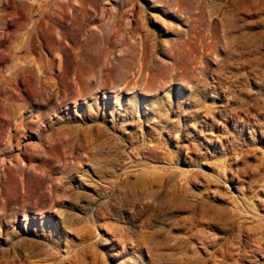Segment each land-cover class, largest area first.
Instances as JSON below:
<instances>
[{
    "label": "rangeland",
    "instance_id": "rangeland-1",
    "mask_svg": "<svg viewBox=\"0 0 264 264\" xmlns=\"http://www.w3.org/2000/svg\"><path fill=\"white\" fill-rule=\"evenodd\" d=\"M43 1L0 0V264H264V0Z\"/></svg>",
    "mask_w": 264,
    "mask_h": 264
},
{
    "label": "bare ground",
    "instance_id": "bare-ground-1",
    "mask_svg": "<svg viewBox=\"0 0 264 264\" xmlns=\"http://www.w3.org/2000/svg\"><path fill=\"white\" fill-rule=\"evenodd\" d=\"M183 1V0H182ZM35 2V1H34ZM181 2V1H180ZM21 3V2H20ZM171 3V0H166L165 1V4H167V5H169ZM178 4V8H176L177 10H180V9H183L181 6H180V4H179V2L177 3ZM34 5V4H33ZM40 6H44V1L43 0H40V4H39ZM25 6H26V14H27V12H28V14L29 13H31L32 12V5L30 4H25ZM24 6V7H25ZM25 10V9H24ZM45 10V9H44ZM41 11V10H40ZM32 14V13H31ZM188 17L189 16H191V14H189V15H187ZM18 33H19V31H18ZM22 33V32H21ZM108 37V36H107ZM107 37H104V39L106 40L107 39ZM145 37L146 36H144L143 37V39H144V42H147V40L145 39ZM152 38V37H151ZM17 39V38H16ZM12 40V39H11ZM146 40V41H145ZM28 42V41H27ZM18 43L19 42H16V43H14V46H15V48H17L18 47ZM151 43V42H150ZM27 45H28V43H27ZM28 47V46H27ZM29 47H30V45H29ZM28 49V48H27ZM26 49V50H27ZM29 52V51H28ZM27 53V52H26ZM38 68H40V67H38ZM8 71V70H7ZM44 74V73H43ZM14 76V71L13 70H11V71H9V73L8 74H6V75H2V77H0V95H2V94H5L6 95V93L8 92V90H9V88H10V83H11V78ZM41 77V76H40ZM42 81V80H41ZM9 96V95H8ZM1 98V97H0ZM1 104H4L3 106H5L6 107V109H8V113H11V116H15L16 115V107H15V102H13V100L11 101V100H9L7 97H5L4 98V103H2V102H0V105ZM1 107V106H0ZM2 111V110H1ZM0 111V112H1ZM15 117H17V116H15ZM14 118V117H13ZM16 119V118H15ZM11 120V119H10ZM14 120V119H13ZM18 128V127H17Z\"/></svg>",
    "mask_w": 264,
    "mask_h": 264
}]
</instances>
